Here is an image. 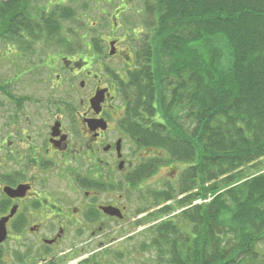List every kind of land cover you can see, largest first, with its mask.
Here are the masks:
<instances>
[{"label": "trees", "instance_id": "trees-1", "mask_svg": "<svg viewBox=\"0 0 264 264\" xmlns=\"http://www.w3.org/2000/svg\"><path fill=\"white\" fill-rule=\"evenodd\" d=\"M27 2L0 0V40L61 30L62 13L33 19ZM145 10L150 34L120 96L152 129L135 132L140 143L186 166L179 186L145 193V247L153 264H264V0H147Z\"/></svg>", "mask_w": 264, "mask_h": 264}, {"label": "flooded vegetation", "instance_id": "flooded-vegetation-1", "mask_svg": "<svg viewBox=\"0 0 264 264\" xmlns=\"http://www.w3.org/2000/svg\"><path fill=\"white\" fill-rule=\"evenodd\" d=\"M117 44L112 57L48 54L39 84L32 74L31 93L12 97L8 92L0 99V220L9 218L4 244L11 233L19 234L16 241L28 256L24 264H38L41 253L58 248L67 233H74L71 246L76 247L95 242L96 232L128 222L131 209L125 201H132L134 188L146 189L153 172L171 169L165 192L181 183L186 166L135 137L151 127H141L128 111L133 99L121 98L119 79L125 81L139 61ZM113 58L127 70L119 73ZM22 80L23 75L14 82ZM99 92L100 99H94ZM186 185L189 191L190 181ZM145 192L138 197L144 204ZM142 209L140 221L154 211ZM85 233L92 236L78 240Z\"/></svg>", "mask_w": 264, "mask_h": 264}, {"label": "rangeland", "instance_id": "rangeland-1", "mask_svg": "<svg viewBox=\"0 0 264 264\" xmlns=\"http://www.w3.org/2000/svg\"><path fill=\"white\" fill-rule=\"evenodd\" d=\"M27 3L33 19L43 11L47 12L46 15L54 13L57 18L60 17L57 14L62 13L66 18L62 17L61 30L53 37L45 34L33 39L35 34L24 32L21 38L0 40V99L8 92L12 97L31 93L27 90H31L29 83L35 79L32 74L35 71L36 84H39L46 75L44 60L48 54L75 53L97 58L96 49L99 57L109 56V42L117 44L118 41L117 47L124 54L130 55V52H137L144 35L150 34L144 23L147 20V0H28ZM207 49L210 55L220 60L219 63H224L226 50L220 48L215 40L207 44ZM111 61L113 64L118 62L119 73L127 70L123 61L116 58ZM26 72L30 73L29 76H25ZM21 75L23 80L15 83V77ZM9 82H12L11 85L5 87ZM36 89H41V86L38 85ZM171 176L170 168L153 172L144 191H161L165 185L164 180ZM138 188L133 190L132 201H125L131 209L128 211V222L119 223L113 230L96 232L95 242L87 245H81L84 241L78 242L76 247L71 246L74 233H67L58 248L41 253L38 264H80L88 259L91 264H153V251L145 247L151 238L146 230L149 226L138 224L143 215L137 212L140 208L149 207V203L147 200L145 204L138 200L144 192L140 193L142 190L137 191ZM91 236L85 233L78 240ZM17 239L19 234L11 233V239L0 250V264H24L28 257L25 256L26 247H21Z\"/></svg>", "mask_w": 264, "mask_h": 264}, {"label": "water", "instance_id": "water-1", "mask_svg": "<svg viewBox=\"0 0 264 264\" xmlns=\"http://www.w3.org/2000/svg\"><path fill=\"white\" fill-rule=\"evenodd\" d=\"M110 46H111L110 55L113 56L116 54L115 42H112ZM100 95H101L100 92L97 93V95L94 99H100ZM13 214L14 213L12 212V215ZM12 215L10 217H12ZM8 219L9 218H5V219L0 220V245L3 244L7 240V237H8V232L6 229V223H7Z\"/></svg>", "mask_w": 264, "mask_h": 264}, {"label": "bare ground", "instance_id": "bare-ground-1", "mask_svg": "<svg viewBox=\"0 0 264 264\" xmlns=\"http://www.w3.org/2000/svg\"><path fill=\"white\" fill-rule=\"evenodd\" d=\"M238 12V11H237Z\"/></svg>", "mask_w": 264, "mask_h": 264}]
</instances>
